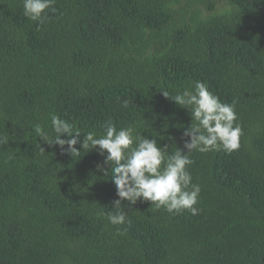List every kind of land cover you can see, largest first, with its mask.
<instances>
[{
  "label": "trees",
  "instance_id": "1",
  "mask_svg": "<svg viewBox=\"0 0 264 264\" xmlns=\"http://www.w3.org/2000/svg\"><path fill=\"white\" fill-rule=\"evenodd\" d=\"M46 12L38 24L22 0H0V264H264V0H55ZM196 81L242 129L231 153H187L196 215L123 201L127 222L110 224L116 186L85 133L72 156L34 132L54 138L53 113L85 132L111 118L187 151L190 112L162 90Z\"/></svg>",
  "mask_w": 264,
  "mask_h": 264
},
{
  "label": "clouds",
  "instance_id": "2",
  "mask_svg": "<svg viewBox=\"0 0 264 264\" xmlns=\"http://www.w3.org/2000/svg\"><path fill=\"white\" fill-rule=\"evenodd\" d=\"M22 4L24 16L42 24L47 17L46 10L53 8L55 0H22ZM162 91L165 97L190 112L191 124L183 132V136L188 138L184 141L187 151L176 148L174 153L168 154L167 145L161 147L154 137L137 134L135 125L118 129L111 118L102 125L103 132L97 133L82 131L58 115L50 114L54 138L49 137L39 123L34 125L37 137L49 144L59 145L72 156L80 151L75 146L80 142L81 133H85L82 149L95 148L104 156V164L110 167L105 169L99 164L97 167L105 175L111 173L118 196L112 205L117 211L107 213V220L112 225L127 222L126 211L121 208L123 201L131 205L141 200L150 201L157 209L163 207L169 213L186 210L192 215L198 214L196 205L201 188L192 182L188 171L192 159L187 153L194 150L204 153L220 148L231 153L240 146L242 129L236 123L235 106L222 102L206 83L196 81L175 95ZM123 106L128 107L127 100ZM65 134L67 139L62 138ZM96 215L104 217L106 214L100 210Z\"/></svg>",
  "mask_w": 264,
  "mask_h": 264
}]
</instances>
